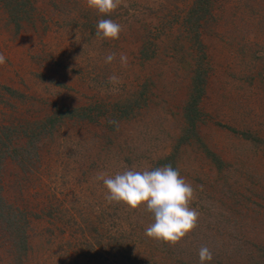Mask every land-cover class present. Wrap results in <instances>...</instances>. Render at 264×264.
<instances>
[{"label": "rangeland", "instance_id": "obj_1", "mask_svg": "<svg viewBox=\"0 0 264 264\" xmlns=\"http://www.w3.org/2000/svg\"><path fill=\"white\" fill-rule=\"evenodd\" d=\"M0 264H264V0H0Z\"/></svg>", "mask_w": 264, "mask_h": 264}]
</instances>
